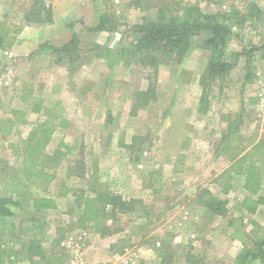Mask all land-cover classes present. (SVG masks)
Returning a JSON list of instances; mask_svg holds the SVG:
<instances>
[{"label":"rangeland","instance_id":"1","mask_svg":"<svg viewBox=\"0 0 264 264\" xmlns=\"http://www.w3.org/2000/svg\"><path fill=\"white\" fill-rule=\"evenodd\" d=\"M20 1L0 0V22L7 18L22 24ZM46 1L53 22L71 30V39L77 35L80 50L72 57L80 56L72 61L65 55L58 61L50 48L54 44L47 39L28 55L7 54L8 49L0 47V187L6 167L21 163L15 145L37 129L51 109L56 114L55 131L42 150L54 154L59 149L64 156L60 163L45 160L44 171L52 177H40L25 197L15 196L21 200L11 207L15 231L0 233V241L12 237L13 247H21L16 236L24 241L27 219L38 216L47 218L44 233L60 238L65 263L69 249L63 242L83 235L90 263L115 259L128 239L135 264H237L245 246L255 247L254 234L264 237V206L254 215L237 208V201L247 194L244 177L227 171L233 151L264 139V120L258 115L264 58L259 51L251 52L264 41V0H100L102 9L119 23L115 32L89 30L98 19L93 0ZM253 3L263 13L246 17ZM188 6L232 18L235 24L225 51L228 60L242 53L237 64L210 83L208 97L200 106L201 76L210 50L197 37L181 63L159 66L155 91L143 97L148 103L139 99L138 104V92L148 89L153 71L122 60L121 46L133 42V25L155 17L158 8L171 7L169 11L182 15ZM233 112L241 113L242 122L228 135L225 130L235 119L224 115ZM15 113L27 123H17ZM7 118L16 122L9 134L2 131ZM73 144L76 150L67 154ZM227 144L230 149L222 151ZM76 159L83 161L79 170L73 169ZM224 171L227 174L220 177ZM93 185L125 199H139L145 210L118 215L109 224L121 230L100 236L90 224H80L75 201L76 193ZM204 188L228 199V216L214 215L200 205L198 196ZM63 192L66 195H60ZM42 194L57 197L59 208L36 213L32 198ZM232 218L242 220V227L240 223L230 227ZM247 264L264 262L257 259Z\"/></svg>","mask_w":264,"mask_h":264},{"label":"trees","instance_id":"2","mask_svg":"<svg viewBox=\"0 0 264 264\" xmlns=\"http://www.w3.org/2000/svg\"><path fill=\"white\" fill-rule=\"evenodd\" d=\"M95 12L98 15L97 24L90 28V31L99 32H115L119 29V23L116 22L111 14L102 9L100 0H93ZM171 7H168L170 10ZM19 11L22 14V24H13L6 18L0 22V47L9 49L16 41L17 35L21 32L24 25L32 24H48L52 23V10L50 3L46 0H21ZM165 7L158 8L155 17L146 19L143 23L133 25V33L135 37L130 45L121 46L119 56L125 62L139 64L153 71V75H149V87L146 91L138 92L137 102L139 99L147 96L155 91L154 80H157L158 69L161 64L181 63L185 56L193 47V40L202 37V47L210 50V58L208 60L205 72L201 76L202 94L200 97V106L205 103L208 97L210 83L218 78L226 76L232 68L237 64L238 58L242 53H236L233 60L226 58V51L233 33V24L231 17L224 15H216L213 13H204L197 6H188L183 10L182 15L174 14ZM263 9L253 3L246 17L260 16ZM238 16V15H236ZM238 21V19H237ZM50 48L57 53L58 61H63L65 55L70 56L74 61L79 58V54L75 58L74 53L80 50L77 43V35L62 46L50 45ZM262 53L264 58V41L261 45L253 48ZM250 77V75H248ZM154 94V93H153ZM145 103L148 101L145 99ZM134 107H137L134 105ZM38 108L37 110H39ZM54 111L50 113L44 121L39 123L37 129H32L27 138L22 139L15 145L14 151L21 159L20 165L13 167L7 166V176L2 177V187H0V233H14L15 226L12 217L15 215L12 206L21 203L20 199L15 196L25 197L29 192L31 185H36L40 177H52V174L46 173L45 160L60 163L63 154L59 149L54 154L44 152L42 149L49 144L51 137L55 131V123L53 120ZM17 123L26 124V119L16 114ZM232 116L235 120L229 122L228 128L225 130L228 135L229 131L235 128L236 123H241V113H229L224 117ZM56 116V114H55ZM8 125L2 127L4 133H11L16 122L12 118H7ZM238 126V125H236ZM240 126V125H239ZM230 145V144H229ZM227 144L223 150H229ZM39 148V149H38ZM76 145L69 147L67 154H73ZM60 153V156H59ZM75 168L79 170L83 161L76 159ZM229 170L244 177L243 188L247 192L246 196L237 201V208L246 211L250 215L256 214L261 206H264V139L259 140L250 148L235 150L229 156ZM227 171L222 172L219 176L223 177ZM60 195H66L65 192ZM59 198V196H58ZM199 203L217 216L226 217L230 213L229 201L227 198L221 197L213 193L210 189L204 188L199 193ZM75 201L78 208V219L80 224L85 227L90 224L93 231L100 236H111L119 232V227L114 222L120 214H137L145 210L140 206L139 199H125L121 194L113 191L104 190L98 185H93L91 189H81L80 193H76ZM33 210L41 213L59 208L57 197L53 195L42 194L32 198ZM151 213L146 212L144 215L149 216ZM28 220L25 228L27 238L16 236V243L22 241L21 247H13L15 239L9 237L7 240L0 241V264H65L64 254L60 250V238H53L44 233V225L47 223L46 217L33 216ZM244 220V217L243 219ZM235 219L229 221V226L236 227ZM252 225L255 223L252 221ZM240 227V228H241ZM239 229V228H237ZM241 231V229H239ZM255 235V247L245 246L238 256L237 264H247L251 260L264 262V237ZM14 236V235H13ZM245 240V239H244ZM128 239L122 245L119 253H122L128 247ZM246 242V241H245ZM50 243V247L47 246ZM114 244L111 245L113 247Z\"/></svg>","mask_w":264,"mask_h":264},{"label":"crops","instance_id":"3","mask_svg":"<svg viewBox=\"0 0 264 264\" xmlns=\"http://www.w3.org/2000/svg\"><path fill=\"white\" fill-rule=\"evenodd\" d=\"M71 37L72 31L64 28L58 21H54L48 26L39 27L27 24L22 27L13 46L6 53L17 56L28 55L30 52L36 50L43 40H51L57 46L67 43Z\"/></svg>","mask_w":264,"mask_h":264},{"label":"built area","instance_id":"4","mask_svg":"<svg viewBox=\"0 0 264 264\" xmlns=\"http://www.w3.org/2000/svg\"><path fill=\"white\" fill-rule=\"evenodd\" d=\"M1 83L2 79H0V84ZM258 109L259 118L264 120V87L259 94ZM83 238V235L79 236L77 239L71 237L67 243L63 242V245L65 247L67 246L69 249V258L65 264H101L98 262L90 263L86 260ZM134 253L130 247H126L120 255L116 256L115 259L109 260L106 264H135L136 258L134 257Z\"/></svg>","mask_w":264,"mask_h":264}]
</instances>
